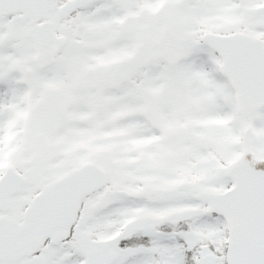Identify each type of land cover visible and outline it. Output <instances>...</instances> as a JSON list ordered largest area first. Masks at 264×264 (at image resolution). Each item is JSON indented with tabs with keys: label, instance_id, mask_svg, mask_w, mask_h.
Masks as SVG:
<instances>
[{
	"label": "snow or ice",
	"instance_id": "snow-or-ice-1",
	"mask_svg": "<svg viewBox=\"0 0 264 264\" xmlns=\"http://www.w3.org/2000/svg\"><path fill=\"white\" fill-rule=\"evenodd\" d=\"M0 264H264V0H0Z\"/></svg>",
	"mask_w": 264,
	"mask_h": 264
}]
</instances>
